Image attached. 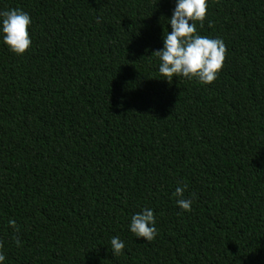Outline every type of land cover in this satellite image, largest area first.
I'll return each instance as SVG.
<instances>
[{"label": "trees", "instance_id": "trees-1", "mask_svg": "<svg viewBox=\"0 0 264 264\" xmlns=\"http://www.w3.org/2000/svg\"><path fill=\"white\" fill-rule=\"evenodd\" d=\"M207 3L197 34L227 51L204 85L152 56L177 0H0L32 41L0 31L2 264H264V0Z\"/></svg>", "mask_w": 264, "mask_h": 264}, {"label": "clouds", "instance_id": "clouds-1", "mask_svg": "<svg viewBox=\"0 0 264 264\" xmlns=\"http://www.w3.org/2000/svg\"><path fill=\"white\" fill-rule=\"evenodd\" d=\"M207 0H177L176 8L168 23L171 33L164 32V47L152 56L160 60L159 73L169 84L174 77H183L191 81L208 85L213 83L218 73L222 70L226 58V46L221 39H211L197 34L196 23L201 26L207 15ZM2 18L3 41L10 51L16 55L25 54L31 46L29 27L31 18L29 14L20 9H9L0 12ZM191 22V23H190ZM187 185L177 186L173 193L176 203L183 211H191L192 199L185 198ZM9 225L19 232L14 220H9ZM130 231L146 242L156 238L155 216L151 209H144L142 213L132 216ZM19 247L21 241L15 237ZM113 255H120L124 243L118 238L111 240ZM3 245L0 243V248ZM5 260V255L0 253V264Z\"/></svg>", "mask_w": 264, "mask_h": 264}]
</instances>
